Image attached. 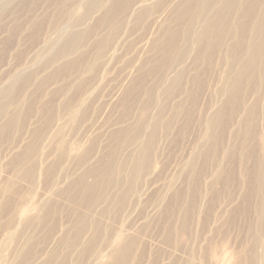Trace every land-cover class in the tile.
<instances>
[{
	"label": "rangeland",
	"instance_id": "1",
	"mask_svg": "<svg viewBox=\"0 0 264 264\" xmlns=\"http://www.w3.org/2000/svg\"><path fill=\"white\" fill-rule=\"evenodd\" d=\"M76 1L12 0L0 13V82L19 66L34 67L16 79L32 77L21 113L29 109L28 99L56 93L47 111L60 114L72 95L68 104L77 105L86 88L91 116L88 127L66 133L51 169L57 143L54 147L52 137L40 140L48 122L44 113L33 138L24 133L28 115H22L23 125L14 120L0 127V194L10 182L26 181L23 189L0 196V258L12 259L11 264H60L68 256L65 264H110L117 261L106 254L120 246L128 255L117 264H264V30L256 29L264 20V0H175L173 7L162 1L155 11L162 25L158 33L142 18L116 16L118 31L105 29L108 20L72 24L83 19L87 4ZM106 1L103 11L131 0ZM203 30L210 35L201 38ZM100 48L104 53L98 56ZM138 60L143 67L133 76L132 89L124 91L126 73ZM79 73L85 78L81 84ZM123 102L128 122L140 118V137L123 146L131 149L126 159L107 163L108 148L123 140L117 136L126 127ZM150 133L151 139L156 135L153 141ZM86 141L84 156H69ZM141 143L156 148L138 152ZM33 144L43 153L28 155ZM38 161L40 168L23 172ZM89 161L98 163L106 187L104 195L93 194L87 211L74 191L81 186V165ZM22 211L37 213L27 232L13 236ZM84 211L101 232L81 254L74 245L75 216Z\"/></svg>",
	"mask_w": 264,
	"mask_h": 264
},
{
	"label": "bare ground",
	"instance_id": "2",
	"mask_svg": "<svg viewBox=\"0 0 264 264\" xmlns=\"http://www.w3.org/2000/svg\"><path fill=\"white\" fill-rule=\"evenodd\" d=\"M12 0H1L0 1V8L3 7L2 10H0V13H6L5 10L6 8H8V6H10V2ZM79 2H81L82 0H77ZM76 1V2H77ZM86 1V0H85ZM88 1H90V3L88 4ZM108 1V0H107ZM106 1V2H107ZM110 1H114L116 2V0H109ZM162 1H166V0H131L128 3L123 2L121 4V2H119V4H117L118 9H116L115 11H111V8H107L106 11H103V3L102 0H87V4L83 5V9L81 10V12L83 13L82 17L83 19H75L73 21L72 24H76V21H79L78 25H82V24H88L85 23L86 21H90V20H95L97 21L98 19H100L99 21L103 20L105 22H108L105 24V29H107V27L109 28V30H111V28L114 27L115 30L118 29V26H116L115 24H118L116 21L117 19L115 18L116 16H120V19L122 18H127L126 20H136L138 18H142L144 19V22H147L148 25H151V29L152 31L155 29L156 33L159 32V30H161L162 25L158 23L159 21V16L157 17V15L155 14L156 7L160 4V2ZM168 2H170V6L173 7L175 6L174 1L175 0H167ZM166 1V2H167ZM190 1V0H189ZM188 1V2H189ZM208 1V0H207ZM206 1V2H207ZM215 1V0H213ZM225 1V0H224ZM235 1V0H234ZM237 1V0H236ZM263 1V0H262ZM176 2V1H175ZM223 2V1H222ZM226 2V1H225ZM239 2V1H238ZM244 2V1H243ZM250 2V1H249ZM252 2V0H251ZM186 3V2H185ZM190 3V2H189ZM187 3V4H189ZM221 3V2H220ZM235 3V2H234ZM83 3H81L78 8H80L82 6ZM108 4V3H107ZM110 4V3H109ZM192 4V3H190ZM189 4V5H190ZM206 4V3H205ZM237 4V3H236ZM234 5V4H233ZM230 6V5H229ZM232 6V4H231ZM179 7V6H178ZM190 7V6H188ZM197 7V6H196ZM216 7V6H215ZM211 8V7H210ZM217 8V7H216ZM222 8V7H221ZM174 9V8H172ZM184 9V8H183ZM248 9H252V7L249 6ZM175 10V9H174ZM187 10V9H186ZM189 10V9H188ZM214 10V9H213ZM221 10V9H220ZM69 11V10H68ZM241 11V10H240ZM74 12H76V7H72L70 15L71 17L74 16ZM184 12V11H182ZM204 12V11H203ZM117 13V14H116ZM164 13H167L164 12ZM261 13H263L260 17H264V11L262 10ZM260 13V14H261ZM77 14V13H76ZM181 14V13H180ZM183 14V13H182ZM204 14V13H203ZM219 13H216V16ZM247 14H248V10H247ZM247 14H244V16H247ZM69 15V16H70ZM209 15V14H208ZM254 14L250 13L249 16H253ZM1 14H0V18H1ZM202 16V15H201ZM215 16V15H214ZM221 16V15H220ZM220 16H218L217 18L220 19ZM237 16V15H236ZM78 17V16H77ZM209 18V17H208ZM211 18V17H210ZM232 18V17H231ZM230 18V19H231ZM229 19V18H228ZM235 19V18H234ZM81 20V22H80ZM69 21V20H68ZM120 22V21H119ZM188 23V22H187ZM203 23V22H202ZM208 23V22H207ZM211 24L212 21L210 22ZM58 24V23H57ZM146 24V23H145ZM182 24V22H181ZM228 24V23H227ZM95 25V24H94ZM188 25V24H187ZM205 25V24H204ZM221 26V24H219ZM83 26V25H82ZM87 26V25H86ZM91 26V25H90ZM110 26V27H109ZM203 26V25H202ZM207 26V25H206ZM84 27V26H83ZM82 27V28H83ZM211 27V26H210ZM59 28V27H58ZM95 28V27H94ZM187 28V27H186ZM207 28V27H205ZM97 29V28H96ZM203 29V28H202ZM219 29V28H218ZM233 29V28H232ZM257 30H264V20H261L259 22V26L257 25L256 27ZM59 30V29H57ZM99 30V29H98ZM171 30V29H170ZM190 30V29H189ZM217 30V27H216ZM220 30V29H219ZM80 31V30H79ZM92 31V29H91ZM118 31V30H117ZM116 31V32H117ZM169 31V29L167 30ZM167 31H165L164 33H166ZM172 31V30H171ZM212 31V30H211ZM222 31V30H221ZM188 32V31H186ZM190 32V31H189ZM58 33V31H57ZM81 33V32H80ZM94 33V32H92ZM191 33V32H190ZM200 36L201 38H203L204 36H209L210 35V31L209 30H203L202 32H200ZM73 33H71L70 35L73 38ZM91 34V32H90ZM163 34V32H162ZM186 34V33H185ZM69 35V34H68ZM78 35V34H77ZM89 35V33H88ZM94 35V34H91ZM97 35V34H96ZM94 35V37L96 36ZM159 35V34H158ZM79 36V35H78ZM81 36V35H80ZM176 36V35H175ZM189 36V35H188ZM197 36V35H196ZM89 37L91 38V40L93 39V37H91L89 35ZM187 38V37H186ZM100 39V38H99ZM89 40V38H88ZM119 40V39H118ZM170 40V39H169ZM94 41V39H93ZM99 41V40H98ZM103 41V40H102ZM106 41V40H105ZM80 42V41H79ZM108 42V41H107ZM100 43V41H99ZM147 41L144 45H147ZM15 45V44H14ZM105 45V44H104ZM117 45V44H114ZM75 46H78L75 45ZM75 46L73 48H75ZM99 46V45H98ZM106 46V45H105ZM105 46H102V48H104ZM253 46V45H252ZM12 47V46H11ZM114 47V46H112ZM116 47V46H115ZM100 48L101 50L99 51L98 56H100L102 53H104V49ZM99 49V48H98ZM116 49V48H115ZM110 50L112 51L113 48H106V53H109ZM182 50V49H181ZM65 50H63L62 52H64ZM74 51H77V49H74ZM15 52V51H14ZM61 53H57L56 55L59 56L62 54ZM183 52V50H182ZM186 52V51H185ZM105 53V54H106ZM114 55V53H112ZM52 55V54H51ZM55 54H53L52 56H54ZM95 55V54H94ZM16 56V54H15ZM111 56V55H110ZM81 57V56H80ZM112 57V56H111ZM57 58V57H56ZM96 58V57H95ZM106 58V57H105ZM179 58V57H178ZM73 59V58H72ZM91 59V58H90ZM97 59V58H96ZM11 60V59H10ZM61 60V59H60ZM71 60V59H70ZM105 60V59H104ZM108 60V59H107ZM140 60V59H139ZM137 61L136 63H134V65H132L131 69L128 70V72L126 73V78H125V85L123 90L125 91V89H127L128 87H130L132 80H133V76L136 74L137 69L140 70L142 66V61ZM96 60H94L95 62ZM92 62V61H91ZM93 63V62H92ZM11 64V62H10ZM68 63H66L67 66ZM97 64V63H95ZM42 66L47 67V64H43ZM138 66V67H137ZM43 67V68H44ZM32 68H34L32 65L30 66H19V68L16 69V71L10 75L9 77H7L5 75V79L0 82V98H2L3 103L0 105V127L2 125H5L7 122H13L14 120L17 121V123H21L23 125L24 119L22 115H24L25 117H27V115L29 117L27 120V123L24 127V133L25 135H29L31 138H33V136H31L32 132L34 131V126L35 123L38 122L40 120V112L44 113L47 117H48V122L46 123L45 129L42 133L43 136L40 137L41 141H47V139L49 140L51 137L53 138L52 140V144L54 145V147H56V143H57V154H51V159H52V164L48 167V169H51L53 164L57 161V155L60 156V153L63 152V144L62 141H64V136H66V133L68 131H72L75 129L80 130L81 128H85L89 126V116L90 114L88 113V107L85 105V99L88 98V96L90 95V93H88L86 91V88H84V90H81L82 95L81 98H76L77 100V105L75 104V106H72L70 102V98L74 95H72L67 102V99H61V102L66 101L67 103L64 104L67 107L69 106V108L66 111H61L60 114H56V115H49L48 113V109H49V104L52 103L53 101H51V96H54V100H55V94L50 93V95H40L39 97H37L36 99H28L30 102L28 103L29 105L27 106L29 109H25L26 112H22L21 113V106L22 104L20 102H22V98L24 97L23 95H26L27 92L26 87L28 86V83L32 80L30 77L28 78H24V80H19V82H17L19 77H21L22 75H24L25 73L29 72ZM95 68V66H94ZM56 69H59L58 67ZM89 69V68H87ZM93 69V66H92ZM61 72V70H60ZM87 72V70H86ZM92 72V71H91ZM85 75L87 73H84ZM175 74L177 75V72H175ZM53 75V73H52ZM25 76V75H24ZM32 76V75H31ZM180 76V75H179ZM182 76V75H181ZM77 79L80 81V84L84 82V76L83 73H79L77 75ZM22 81V82H21ZM74 81V80H73ZM21 82V83H20ZM74 83V82H73ZM75 85V84H74ZM33 86V85H32ZM31 86V87H32ZM48 86V85H47ZM68 89V88H67ZM132 89V88H131ZM123 91V92H124ZM52 92V91H51ZM54 92V91H53ZM15 93H18L19 96L14 95ZM12 94V95H11ZM30 94V93H29ZM69 95V93H68ZM61 96V95H60ZM22 97V98H21ZM29 97V95H28ZM14 98V99H13ZM43 98H45L43 100ZM120 99V98H119ZM27 100V99H26ZM73 100V99H72ZM87 102V101H86ZM126 102V101H125ZM119 103V105L121 104V106H123V104L125 103ZM26 103V102H25ZM27 104V103H26ZM91 105V104H90ZM6 106H10L12 107L11 112L8 111V109L6 110ZM65 106V107H66ZM129 107V105H128ZM39 108V109H38ZM31 109H35L36 111H31ZM121 109V114L125 115L126 114V118L129 117L128 112L129 110L127 109V106L124 105ZM91 110V109H90ZM89 114V115H88ZM17 115V116H16ZM55 117V118H54ZM91 117V116H90ZM123 118L122 122L125 124L126 127L131 126V125H135V123L138 125L133 128H126L120 132H118V139H123L122 143H119V141H114V146H110L107 150V159L106 162L108 163L109 160H111V162H118L119 160L123 161V159H126L125 156H129L130 155V150L131 149H127V151H125V147L127 148L129 143L135 139H138L140 137V133H141V126H139V120L140 118H135L130 120L131 122H128L130 118ZM155 124V123H154ZM3 127V126H2ZM151 127V125H150ZM69 128V130H67ZM1 129V128H0ZM150 131V130H149ZM153 131V128H152ZM117 133V132H116ZM152 133L149 134V136H147L148 139H151ZM156 136V135H155ZM154 136V137H155ZM153 137V138H154ZM151 139V141H153L154 139ZM62 144V145H61ZM126 145L124 148L123 146ZM137 150L138 152L143 151V152H151L153 151L152 149L156 148V143L154 144V146L149 150V145H145V144H138L137 146ZM38 147H36V144L32 146V149H30L27 153L28 155H30V153H32L34 150H38ZM56 148L54 149V151L56 150ZM88 142L86 141L85 143H80L76 149L75 152H73L71 155H69L70 157H72L73 159H77V157H82L84 156L87 151H88ZM7 149V147H6ZM5 150V147L4 149ZM39 153H43V151L38 150ZM56 153V152H55ZM121 155V158H119V156ZM84 162V160H83ZM48 166V165H47ZM46 166V167H47ZM98 163H93L90 162L89 163H82L81 167L82 170L80 172V177L77 180V183H80V185H78V188L76 189V191H74L75 196H77L79 198V201L82 205L86 204V210L88 211L89 205L88 203L91 201L93 202L94 199L96 197H100L102 195H104L105 192V185H103V182L101 180V178L98 176L99 174L97 173L99 167L97 168ZM191 166V165H190ZM29 169H27V171H23V172H28L30 170H35L37 168H40V161H38V163H31L28 166ZM137 168H139V165L137 164L136 166H134L133 168V172L134 170H136ZM95 171V172H94ZM99 172V171H98ZM189 172V171H188ZM100 173V172H99ZM40 174L38 173L37 176H39ZM89 177V179L87 178V180H83L84 177ZM90 177H92V179H90ZM189 178V177H188ZM129 181H131L130 177H129ZM190 181V180H189ZM126 182V181H125ZM31 184L29 183V185L27 187H29ZM26 186V181L23 180H15L14 182H10L7 187L6 190L3 192V195L0 194L1 199H4L8 196V194H11L16 188H24ZM68 188V187H67ZM173 189V188H172ZM171 189V190H172ZM191 189V188H190ZM174 191V190H173ZM97 193L98 195L96 197L93 198V194ZM117 193V191L114 192V195ZM116 198H119L120 195H115ZM167 197V196H166ZM171 198V197H170ZM165 199V198H164ZM163 199V200H164ZM45 200L50 201L51 197H45ZM138 200V199H137ZM44 201L43 204H47L48 202ZM162 201V200H161ZM29 205V202H28ZM45 208V207H44ZM28 211V210H27ZM29 212V211H28ZM37 212L34 213V215H30L27 214L26 211H22L21 214H18V222H21L19 224V226H16L14 228V232H13V236L16 235L15 232H27L28 231V224H29V218L32 219V216H35ZM75 221L77 224V232H76V243H74L75 247L79 250V252L81 251V254L86 250H88L89 248H91L92 246L95 245L96 239L99 237L100 232H101V228L99 226V224L97 222H93L87 215V212H78L76 213L75 216ZM149 221V220H148ZM141 222V221H140ZM27 225H22V224H26ZM146 223V222H145ZM144 223V224H145ZM141 225H143L141 223ZM146 225V224H145ZM149 225V224H148ZM38 226V222L34 223L32 225V227L36 228ZM141 227V226H140ZM139 227V228H140ZM144 227V226H142ZM73 232V229L71 230ZM93 233L94 235V239L92 238ZM10 235V234H9ZM23 242V241H22ZM120 244V243H119ZM112 251H110L109 254H106L108 256V259L110 257L113 256L112 259H115L118 263V259L119 258H124L127 254V252H123V249H121L120 246H116L115 248H111ZM7 252V251H6ZM15 252H17L16 247L15 248H11L9 253L10 254H14ZM6 254V253H5ZM3 254V255H5ZM3 257V256H2ZM0 258V262L1 264H11L13 262V260L11 259V261H7L6 258ZM5 257V256H4ZM66 257H62L63 259L61 260L60 264H65V259ZM115 261H112V263L110 264H117Z\"/></svg>",
	"mask_w": 264,
	"mask_h": 264
}]
</instances>
